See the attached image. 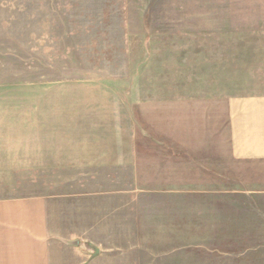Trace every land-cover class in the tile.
<instances>
[{"label":"rangeland","instance_id":"1","mask_svg":"<svg viewBox=\"0 0 264 264\" xmlns=\"http://www.w3.org/2000/svg\"><path fill=\"white\" fill-rule=\"evenodd\" d=\"M194 93H264V0H0V196L51 201L49 264L264 255L205 237L221 230L166 228L251 223L264 244V196H178L129 151L160 131V100Z\"/></svg>","mask_w":264,"mask_h":264},{"label":"crops","instance_id":"2","mask_svg":"<svg viewBox=\"0 0 264 264\" xmlns=\"http://www.w3.org/2000/svg\"><path fill=\"white\" fill-rule=\"evenodd\" d=\"M160 101V131H152L160 133L159 140L146 132L143 136L147 137L140 136L141 141L135 137L129 147L135 161L137 153L146 156L144 166L154 177L150 181L176 183L177 190L168 187L165 191L179 192L178 196H264V93H194ZM135 161L119 158L115 163L133 166L130 171L136 174ZM50 202L41 195L0 196V264H49L57 239ZM166 228L221 230L224 233L205 237L213 243L239 241L253 246V253L264 252V244L252 245V236L263 235L254 232L251 223L183 221ZM263 256L253 255L254 264L264 261Z\"/></svg>","mask_w":264,"mask_h":264},{"label":"water","instance_id":"3","mask_svg":"<svg viewBox=\"0 0 264 264\" xmlns=\"http://www.w3.org/2000/svg\"><path fill=\"white\" fill-rule=\"evenodd\" d=\"M74 242L78 243V240H75ZM96 251H98V248L95 247V251L94 252H96Z\"/></svg>","mask_w":264,"mask_h":264}]
</instances>
